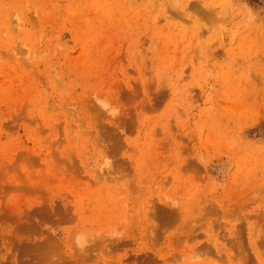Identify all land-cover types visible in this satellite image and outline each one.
Masks as SVG:
<instances>
[{"label": "rangeland", "instance_id": "rangeland-1", "mask_svg": "<svg viewBox=\"0 0 264 264\" xmlns=\"http://www.w3.org/2000/svg\"><path fill=\"white\" fill-rule=\"evenodd\" d=\"M0 264H264V0H0Z\"/></svg>", "mask_w": 264, "mask_h": 264}]
</instances>
